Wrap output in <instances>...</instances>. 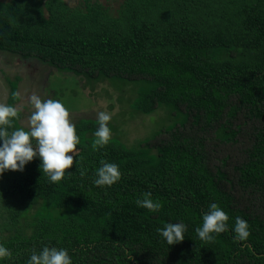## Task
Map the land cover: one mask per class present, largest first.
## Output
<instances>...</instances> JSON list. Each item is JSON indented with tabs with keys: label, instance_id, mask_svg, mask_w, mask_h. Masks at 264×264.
<instances>
[{
	"label": "trees",
	"instance_id": "obj_1",
	"mask_svg": "<svg viewBox=\"0 0 264 264\" xmlns=\"http://www.w3.org/2000/svg\"><path fill=\"white\" fill-rule=\"evenodd\" d=\"M111 8L0 1V57L37 61L93 88L130 86L135 114L163 110L170 122L128 147L110 120L111 138L94 149L98 122L82 118L61 181H49L39 157L5 171L0 244L12 255L0 264H26L45 246L66 249L72 264H264V0H122L116 14ZM0 71L6 104L16 106L21 79ZM22 119L17 110L8 131ZM101 160L122 173L112 186L93 182ZM144 192L162 203L158 212L137 207ZM212 203L228 214V230L201 241L195 229ZM237 216L249 224L247 241L234 240ZM169 223L186 225L183 242L168 245L156 231Z\"/></svg>",
	"mask_w": 264,
	"mask_h": 264
},
{
	"label": "clouds",
	"instance_id": "obj_2",
	"mask_svg": "<svg viewBox=\"0 0 264 264\" xmlns=\"http://www.w3.org/2000/svg\"><path fill=\"white\" fill-rule=\"evenodd\" d=\"M32 108L27 121V130L24 127L11 132L10 118L17 116L15 106L0 103V176L5 171L22 172L25 165L39 157L41 160L40 170L49 181L56 183L61 181L67 169L73 166L74 155L77 151L78 137L76 127L69 120V111L62 102L53 99L43 100L32 94L29 98ZM112 114L107 111L97 113L98 129L94 132L95 140L93 148L104 146L111 138V130L108 122ZM79 162H77L78 164ZM101 166L96 170L94 184L97 187L112 186L121 179L122 173L119 166L105 160L100 161ZM80 175L85 173L77 167ZM137 207L158 212L162 203L152 199L151 192L142 193L141 198L136 201ZM228 214L212 203L208 211L203 214L202 226L195 229L201 241H212L213 233L221 234L228 230ZM168 243L174 245L184 240L186 225L183 223L166 224L163 228L156 230ZM234 240L247 241L251 233L249 224L243 218L237 216L233 228ZM12 253L0 244V259L10 258ZM129 256L128 260H131ZM26 264H72L71 257L66 249L49 248L45 246L37 253L32 251Z\"/></svg>",
	"mask_w": 264,
	"mask_h": 264
},
{
	"label": "rangeland",
	"instance_id": "obj_3",
	"mask_svg": "<svg viewBox=\"0 0 264 264\" xmlns=\"http://www.w3.org/2000/svg\"><path fill=\"white\" fill-rule=\"evenodd\" d=\"M34 1L36 4L41 2V0ZM65 1L70 6H77L82 2V0ZM101 2L104 6L110 5L112 14H116L122 0H101ZM0 69L11 79L16 76L21 79L18 91L20 101L15 107L23 115L21 126L25 130H27L28 117L32 111L29 98L34 93L42 101L53 99L62 102L69 111V120L73 124L82 118L97 120L99 111L111 113V121L119 131L117 137L128 147H134L137 142L150 137L159 128L170 123L163 110L149 115L135 114L129 106L134 98V91L132 92L130 86L105 81L102 84H96L93 88V85L87 86L83 79L72 74L59 72L37 61L23 62L17 58L0 57ZM7 83L4 78L0 80V103L4 104L9 92ZM0 209L1 221L5 206L0 205Z\"/></svg>",
	"mask_w": 264,
	"mask_h": 264
},
{
	"label": "crops",
	"instance_id": "obj_4",
	"mask_svg": "<svg viewBox=\"0 0 264 264\" xmlns=\"http://www.w3.org/2000/svg\"><path fill=\"white\" fill-rule=\"evenodd\" d=\"M4 77L2 76V74H0V80H2ZM5 79V78H4ZM13 80V79H11ZM18 91H19V87H18ZM7 98V97H6Z\"/></svg>",
	"mask_w": 264,
	"mask_h": 264
}]
</instances>
